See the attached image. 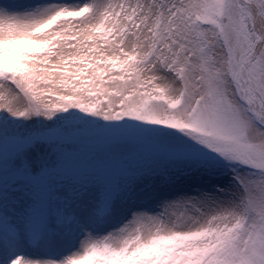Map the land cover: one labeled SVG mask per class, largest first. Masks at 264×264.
I'll return each mask as SVG.
<instances>
[{"label":"snow or ice","instance_id":"obj_1","mask_svg":"<svg viewBox=\"0 0 264 264\" xmlns=\"http://www.w3.org/2000/svg\"><path fill=\"white\" fill-rule=\"evenodd\" d=\"M0 264H264V0H0Z\"/></svg>","mask_w":264,"mask_h":264}]
</instances>
